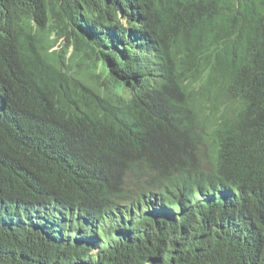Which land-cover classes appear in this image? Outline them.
I'll list each match as a JSON object with an SVG mask.
<instances>
[{
  "label": "trees",
  "instance_id": "trees-1",
  "mask_svg": "<svg viewBox=\"0 0 264 264\" xmlns=\"http://www.w3.org/2000/svg\"><path fill=\"white\" fill-rule=\"evenodd\" d=\"M29 1L0 0V17ZM139 1L158 14L156 94L125 120L94 119L103 148L78 124L29 117L19 87L8 91L10 143L39 134L49 154L2 170L1 195L89 217L87 241L65 244L1 228L0 264H264V0ZM113 217L123 229L107 231Z\"/></svg>",
  "mask_w": 264,
  "mask_h": 264
},
{
  "label": "clouds",
  "instance_id": "clouds-1",
  "mask_svg": "<svg viewBox=\"0 0 264 264\" xmlns=\"http://www.w3.org/2000/svg\"><path fill=\"white\" fill-rule=\"evenodd\" d=\"M154 19L146 15L139 0H30L28 11L0 17V173L18 159H26L31 149L40 158L49 154L46 144L37 145L39 134L31 139L13 132L23 149L7 138L2 122L13 87L25 95L23 109L29 117L42 123L51 119L78 124L97 150L107 141L105 131L94 123L96 117L118 122L142 105L147 111L156 94L162 58ZM160 78L159 84L166 82L164 76ZM12 109L20 113L15 106ZM66 139L62 135L58 142ZM30 143L34 147H27ZM1 191L2 187L0 229L30 231L55 243L79 237L87 241L81 229L88 213L78 208L67 213L59 207L38 212L25 199L15 198L12 205L18 210ZM123 221L113 217L112 224L104 227L108 231L115 224L123 229ZM98 248L91 253L96 255Z\"/></svg>",
  "mask_w": 264,
  "mask_h": 264
},
{
  "label": "bare ground",
  "instance_id": "bare-ground-1",
  "mask_svg": "<svg viewBox=\"0 0 264 264\" xmlns=\"http://www.w3.org/2000/svg\"><path fill=\"white\" fill-rule=\"evenodd\" d=\"M110 84H111V82H110Z\"/></svg>",
  "mask_w": 264,
  "mask_h": 264
}]
</instances>
